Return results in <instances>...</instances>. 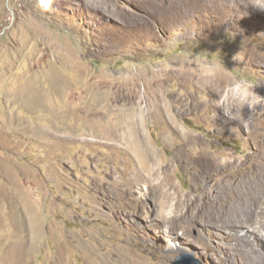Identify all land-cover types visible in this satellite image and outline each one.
I'll list each match as a JSON object with an SVG mask.
<instances>
[{
  "label": "rangeland",
  "instance_id": "rangeland-1",
  "mask_svg": "<svg viewBox=\"0 0 264 264\" xmlns=\"http://www.w3.org/2000/svg\"><path fill=\"white\" fill-rule=\"evenodd\" d=\"M248 3L51 0L46 9L41 0H0V191L18 186L34 214L31 224L39 227L23 252L26 262L19 263L6 255L4 245L12 239L9 222L6 230L0 226V264H93L94 258L106 264H252L224 229L203 228L197 208L198 225L186 227L165 211L144 182L126 193V174L137 164L127 158V149L86 145L82 139L65 142L41 132L48 127L61 132L59 98L45 92L37 109L16 101L32 78L45 81L56 73L66 82H80L81 88L101 72L126 77L141 68H164L175 58L220 66L233 80L253 84L252 91L264 97V11ZM163 74L159 77L167 91L183 95L194 90ZM76 95L67 92V102ZM197 97L204 101L208 94L198 92ZM142 103L149 110L147 99ZM250 114L237 121L204 105L198 113L170 107L171 119L182 132L198 137L212 161L201 168H186L181 161L171 166L176 191L189 193L192 206L207 198L213 204L226 196L237 199L249 187L233 169L246 163L254 147L244 140L252 126ZM152 119L143 120L145 139L159 160L168 159L167 137ZM66 120L69 126L71 120ZM220 163L226 167L217 170ZM1 203L2 214L7 209L0 197ZM210 208L201 212L227 210Z\"/></svg>",
  "mask_w": 264,
  "mask_h": 264
},
{
  "label": "bare ground",
  "instance_id": "bare-ground-1",
  "mask_svg": "<svg viewBox=\"0 0 264 264\" xmlns=\"http://www.w3.org/2000/svg\"><path fill=\"white\" fill-rule=\"evenodd\" d=\"M193 8L197 10L198 5L195 3ZM172 60L170 65H165L164 68H156L155 70L141 68L126 77L122 75L114 77L101 72L88 77L81 88L77 86L80 82L78 84L72 83L69 81L71 79H67L68 82H66V79L64 80L56 73L49 74L50 77L48 76L45 81H36L32 78V83L25 86L26 93L16 95V101L18 100L20 104H29L31 109H37L41 107L44 101V93L50 92L60 101L61 109L58 113L60 116H64V120L61 118L63 121L61 122L62 127L59 125L61 129L57 126L56 128L61 132L58 130L60 133L55 132L49 127L39 131L48 135H56L65 142L82 139L86 145L88 142V145L92 143L97 147L127 149V158L133 160L134 163L137 162V164L133 167L131 165L132 169L130 168L126 174L125 182L127 185L124 189L126 193L144 182L147 184L149 193L153 195L151 196L159 198L165 211L170 210L171 216H176L175 219L179 220V224L186 227H189L190 223L198 222V215L194 213L195 208H197L198 213H201L200 218L204 229L210 230L209 227L205 226H213V229H215L214 227L224 229L227 236L235 240L241 256L244 255L251 260L252 264H264V98L254 97V99H259V103L254 105V108L256 107L253 108L254 110L249 109L247 105L241 109V115L251 113L250 122L252 126L246 124L247 128L251 126V130L244 136V140L252 143L254 147L249 150L246 163L236 166L233 170L234 174L241 176L240 179L247 181L248 184L243 182L245 187L247 185L249 187L246 190L242 188L237 199L226 196V199L220 200L218 203L215 201L213 204L207 198L199 205L194 204L192 206V198H190L189 193L180 194L176 191L170 177L171 166L181 161L186 168H201L202 164L212 161L205 148L198 143V141L200 142L198 137L188 132H182L180 126L169 116V110L172 104H176L178 109L198 113L204 105L222 112L221 107L213 105L215 103L213 99H216L217 96L212 89L218 83H228L233 79L225 74L219 68L220 66L217 67L214 64V66H208L197 59L198 62L177 58L173 62ZM69 68L71 67L69 66ZM160 73H164L163 75L166 73V77L169 76L183 87H192L194 90L185 92L183 95L173 94L166 90L163 78L159 77L162 75ZM141 85H143V89L140 87ZM180 89L182 90L181 87ZM69 91L77 94L72 103L67 102L65 97ZM202 91L208 94V99L204 97L207 100L201 101L197 97V93ZM143 98L147 99L149 110L143 105ZM145 116L153 117L152 120H154V124L160 133L167 137V145L171 149V155L168 159L159 160L158 153L146 141L142 126ZM66 119L71 120L69 126ZM13 121L14 118L11 116V122ZM17 122L21 121L17 120ZM57 124L59 123L57 122ZM230 163H227V167ZM220 165L222 166L219 167ZM220 165L217 170L226 167L223 163ZM3 190L5 189L3 188ZM20 190L23 191L21 188ZM22 196L16 185H13L6 192H1L0 195L1 201H4V206L7 209L1 214V207L3 206L1 203L0 214L2 219L0 220L3 222L0 226L4 230L9 226L12 238L11 243L4 245L7 250L6 255L13 260L12 262L19 263L26 262V255L23 252L25 253L29 249L39 230L37 224H31L35 217L25 200L26 198L24 199ZM16 204H19V207H15ZM214 206L215 208L218 206L226 207L227 210H224L225 213L223 212V214L217 209L201 212L203 209ZM161 214L163 217H167L168 213L162 212ZM6 215L8 217L4 221ZM184 220L187 223H184ZM252 240L256 243L252 244ZM92 263L106 264L97 258H94Z\"/></svg>",
  "mask_w": 264,
  "mask_h": 264
},
{
  "label": "clouds",
  "instance_id": "clouds-1",
  "mask_svg": "<svg viewBox=\"0 0 264 264\" xmlns=\"http://www.w3.org/2000/svg\"><path fill=\"white\" fill-rule=\"evenodd\" d=\"M41 3L47 9L50 7L51 0H41ZM249 5L258 11H264V0H249L247 7ZM253 86V84L244 80L218 83L212 89L217 96L216 99H213L215 101L213 105L221 107L229 118L238 120L242 116L241 109L245 105L249 109H253L254 105L259 103V99H254V97L264 98L252 91Z\"/></svg>",
  "mask_w": 264,
  "mask_h": 264
}]
</instances>
